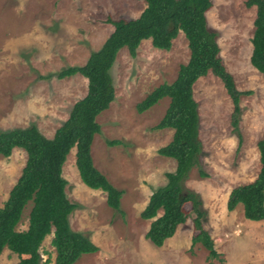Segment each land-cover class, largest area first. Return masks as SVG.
Masks as SVG:
<instances>
[{
  "label": "rangeland",
  "instance_id": "1",
  "mask_svg": "<svg viewBox=\"0 0 264 264\" xmlns=\"http://www.w3.org/2000/svg\"><path fill=\"white\" fill-rule=\"evenodd\" d=\"M244 1L213 0L207 13L225 67L237 89L249 92L239 101L240 136L231 126L232 106L221 81L208 74L193 86L202 153L183 188L202 202V226L217 257H209L200 243L192 244L196 231L191 217L161 247L146 239L150 220L140 217L150 194L165 184V173L174 170L175 162L157 154L170 141L172 130L154 129L169 99L143 113H137L136 104L155 87L174 81L179 66L187 62V41L179 33L168 51L154 49L149 40L141 42L134 57L122 48L110 69L115 97L97 116L100 133L93 138L91 156L94 166L122 192L120 212L107 206L104 192L81 182L75 149L66 156L61 175L67 199L76 205L70 227L98 248L74 264H264V221L245 219L241 204L226 209L231 189L256 177L260 167L256 143L264 138V75L249 62L255 8H246ZM143 8L141 0H0V131L35 125L51 138L87 90L80 75L57 79L54 74L85 63L113 29L107 18L133 19ZM25 161V152L18 148L8 157L0 156V206ZM29 209L30 204L18 230L26 229ZM50 239L47 235L40 248L41 264L53 263ZM24 258L4 249L0 264H17Z\"/></svg>",
  "mask_w": 264,
  "mask_h": 264
},
{
  "label": "trees",
  "instance_id": "2",
  "mask_svg": "<svg viewBox=\"0 0 264 264\" xmlns=\"http://www.w3.org/2000/svg\"><path fill=\"white\" fill-rule=\"evenodd\" d=\"M141 1L144 8L136 18L105 20L113 29L102 45L89 53L84 64L67 66L54 74L57 79L80 75L87 81V90L85 96L70 107L68 117L51 138L45 137L35 125L0 131V156L8 157L15 148L26 154L21 174L0 206V255L7 249L18 257L25 256L17 264H41L40 248L47 235H51L50 245L55 253L52 264H74L81 255L98 250L86 236L70 227L69 216L76 205L65 194L63 164L74 148L81 182L90 189L104 192L107 206L120 212L122 192L94 166L91 156L93 138L100 133L97 116L115 97L110 69L122 48L134 57L141 42L149 40L154 49L168 51L179 33L187 41V62L179 66L174 81L155 87L136 104L137 113H143L163 98L169 99L154 129L172 130L170 141L159 147L157 154L175 162L174 170L165 173V184L150 194L140 217L150 220L145 237L155 247H161L191 217L196 231L192 244L200 243L211 258L218 255L202 226L205 212L201 200L197 194L183 188L202 153L193 86L208 74L221 81L232 106L231 126L238 136L239 101L249 92L237 89L233 75L221 58L217 33L208 26L207 13L213 0ZM244 6L255 8L249 62L264 75V0H245ZM107 143L115 145L120 141ZM256 147L260 164L256 177L232 188L226 201L228 211L241 204L244 218L254 222L264 221V138L257 141ZM200 175L204 173L200 171ZM28 204L26 229L18 230ZM186 204L189 209H185ZM48 261L49 255L44 263Z\"/></svg>",
  "mask_w": 264,
  "mask_h": 264
}]
</instances>
